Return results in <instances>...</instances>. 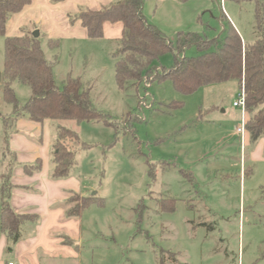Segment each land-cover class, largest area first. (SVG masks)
<instances>
[{"label":"rangeland","instance_id":"rangeland-1","mask_svg":"<svg viewBox=\"0 0 264 264\" xmlns=\"http://www.w3.org/2000/svg\"><path fill=\"white\" fill-rule=\"evenodd\" d=\"M143 5L149 10L155 2L143 0ZM158 5L157 17L163 18L161 25L172 42L179 26L178 8L183 30L214 39L208 50L221 45L224 28L230 25L226 14L222 20L223 8L232 19L236 20L234 14L239 16L252 33L245 36L248 42L256 39L251 2L239 5L227 0L222 7L210 2L214 14L206 13L203 24L195 15L199 8L191 2L171 0ZM69 45L64 40L61 49L54 50L42 41L47 58L55 63L56 85L62 87L67 72L73 67L75 72L76 65L85 62L88 75L94 77L91 104L118 129L102 120L48 121L49 136L57 135L55 128L60 124L75 130L89 146L68 142L76 152V165L66 178L71 179L75 192L87 188L86 195L92 197L82 211V237L73 246L81 257L73 263L264 264V182L249 176L248 167L239 178L240 159L224 158L236 154L226 145L236 138L234 129L240 125L242 110L233 106L240 96L238 82L215 83L184 94L169 79L154 80L174 66L175 55L168 52L154 73L122 89L116 83L113 57L120 44L95 39L86 45H71L72 50ZM200 52L191 46L175 54L183 59ZM4 55L5 38L0 36L3 189L16 153L7 149L14 120L28 116L26 112L14 114V106L5 100ZM13 88L18 104L24 105L32 94L30 87L16 81ZM200 114L205 115L203 121L198 119ZM25 134L33 140L37 137Z\"/></svg>","mask_w":264,"mask_h":264},{"label":"trees","instance_id":"trees-1","mask_svg":"<svg viewBox=\"0 0 264 264\" xmlns=\"http://www.w3.org/2000/svg\"><path fill=\"white\" fill-rule=\"evenodd\" d=\"M250 1L255 3L256 39L244 43L236 29L229 25L223 42L216 50L207 49L214 39L198 32L180 31L175 42L168 40L156 26L145 20L143 0H114L111 5L100 10H82L77 18L87 28L91 40L103 36V24L106 21L123 22V38L113 53L115 79L122 89L128 82L140 83L143 77L154 73L157 62L168 52L174 53L175 64L154 80L169 79L184 94L193 93L202 86L237 81L245 91L246 111L250 115L246 130L254 142L264 137V0ZM30 2L0 0V36L5 38L3 89L5 100L14 106V114L26 112L30 119L38 122L47 118L55 121L73 120L77 124L102 120L118 130L115 122L108 121L92 106L90 89L84 87L79 77L68 76L62 87L56 85L55 63L47 58L40 36H34V29L24 27L22 35H7L10 18ZM191 46L199 49L200 54L183 59L175 54ZM16 81L29 86L32 93L22 106L18 104L13 88ZM55 132L57 142L52 152V177L65 178L76 165V152L68 142L75 141L83 148L89 146L81 142L75 130L58 124ZM39 167V164L25 166V170L30 173ZM9 175L8 171L5 187L0 188V231L16 243L24 233L25 224L37 222L39 216L21 214L12 208L9 201L12 187ZM91 201L92 197L75 194L70 198V214H82Z\"/></svg>","mask_w":264,"mask_h":264},{"label":"crops","instance_id":"crops-1","mask_svg":"<svg viewBox=\"0 0 264 264\" xmlns=\"http://www.w3.org/2000/svg\"><path fill=\"white\" fill-rule=\"evenodd\" d=\"M114 0H31L21 11L15 13L7 25V35H22V28L28 27L39 32L41 41H45L51 49H61L64 40L71 45L78 46L81 43L86 45L89 41L88 30L82 25L77 15L85 9L100 10L109 6ZM155 6L152 9L142 7V13L147 23L156 26L166 37L164 27L161 25L163 18L157 17L158 4L171 0H153ZM192 3V7L199 8L195 15L203 24V17L214 14L211 10L212 3L217 5L227 0H185ZM241 5L244 2L253 3V12L255 11L254 1L228 0ZM211 2V5H210ZM182 7V6H181ZM204 11V13H202ZM178 14L175 17L176 33L180 31L187 32L180 27L181 9L178 8ZM221 17L225 15L229 19L236 31L240 34L244 43H251L245 39L248 29L242 25L240 17L234 14L236 20L230 17L227 11L222 10ZM220 21V20H219ZM222 22V21H221ZM210 26V25H208ZM227 28H224L226 30ZM124 25L122 21H106L103 24V36L97 40L103 42H117L120 44L123 38ZM197 32V31H192ZM199 33V32H198ZM175 34V33H174ZM201 34V33H200ZM252 34V33H250ZM206 35V33H204ZM207 36V35H206ZM249 36V35H248ZM51 41V45L49 42ZM74 47V49H75ZM55 50V49H54ZM115 50V48L111 49ZM117 50V49H116ZM58 52V51H57ZM115 51H113L114 53ZM54 58L58 54L53 55ZM78 67V68H77ZM74 68V67H73ZM73 68L67 72L68 76L79 77L85 84V88H91V81L88 66L85 62L76 65V71ZM54 67V74H55ZM102 70V67L99 68ZM75 73V74H74ZM99 73V72H98ZM66 75V78L68 77ZM66 78L64 80H66ZM234 106V105H233ZM236 107V106H234ZM213 109L207 110L209 113ZM223 110L222 112H224ZM207 112V113H208ZM206 113V114H207ZM242 118V111H241ZM205 115L200 114L199 121L204 120ZM249 113L246 118L249 119ZM240 118V122H241ZM237 120V119H236ZM49 118L38 122L29 118V116H20L14 120V131L10 135L7 149L9 152H16L13 155V165L9 164V182L11 183L10 204L12 208L21 214H37L39 220L35 223H26L24 233L19 241L13 243L6 233L0 231V264H74L76 259H80L74 249L76 240L82 237V214H70L72 203L70 198L75 194L82 197H88L86 190L74 191V185L70 178L52 177L53 163L52 152L57 142V135L49 136ZM239 123L238 120L236 121ZM235 126L234 133L237 135L234 140H230L226 149L235 152V156L224 157L233 160L240 159L241 170L239 178L243 171L248 167L249 176L258 177L264 182V137L256 141H251L250 134L246 131L242 136ZM35 134V140L28 138L25 133ZM48 132V133H47ZM48 134V139L45 135ZM218 158V157H217ZM244 158V161L242 160ZM2 159V157H1ZM244 162V163H243ZM3 163V160H0ZM39 164L40 167L33 172H27L25 166ZM264 186V184H262ZM92 190V189H90ZM0 195V208H1ZM27 231L28 233H25Z\"/></svg>","mask_w":264,"mask_h":264},{"label":"built area","instance_id":"built-area-1","mask_svg":"<svg viewBox=\"0 0 264 264\" xmlns=\"http://www.w3.org/2000/svg\"><path fill=\"white\" fill-rule=\"evenodd\" d=\"M149 85V84H148ZM233 105L236 107H240L242 110V118H241V122L240 125L237 127V131L244 136L246 130V123H247V118H246V96H245V91L244 88H241L240 91V96L238 98V100L233 102ZM9 264H14L13 262H9Z\"/></svg>","mask_w":264,"mask_h":264},{"label":"water","instance_id":"water-1","mask_svg":"<svg viewBox=\"0 0 264 264\" xmlns=\"http://www.w3.org/2000/svg\"><path fill=\"white\" fill-rule=\"evenodd\" d=\"M34 36L38 37L39 36V32L37 30L34 31ZM1 76V73H0Z\"/></svg>","mask_w":264,"mask_h":264}]
</instances>
